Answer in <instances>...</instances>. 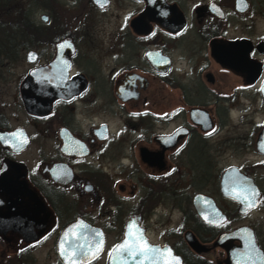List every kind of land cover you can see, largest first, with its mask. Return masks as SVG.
<instances>
[{
  "label": "flooded vegetation",
  "instance_id": "1",
  "mask_svg": "<svg viewBox=\"0 0 264 264\" xmlns=\"http://www.w3.org/2000/svg\"><path fill=\"white\" fill-rule=\"evenodd\" d=\"M6 1L0 264H264V0Z\"/></svg>",
  "mask_w": 264,
  "mask_h": 264
},
{
  "label": "snow or ice",
  "instance_id": "2",
  "mask_svg": "<svg viewBox=\"0 0 264 264\" xmlns=\"http://www.w3.org/2000/svg\"><path fill=\"white\" fill-rule=\"evenodd\" d=\"M114 251L127 253L133 258L137 255H143L145 259L153 260L154 264H161V262L162 264H176L171 258L170 251L150 248L146 241H143L142 236L134 225L130 227L129 238H126ZM72 264H76L75 260H72Z\"/></svg>",
  "mask_w": 264,
  "mask_h": 264
},
{
  "label": "trees",
  "instance_id": "3",
  "mask_svg": "<svg viewBox=\"0 0 264 264\" xmlns=\"http://www.w3.org/2000/svg\"><path fill=\"white\" fill-rule=\"evenodd\" d=\"M8 1L6 0H0V29L5 28V27H15L18 26L17 24L21 22V20L19 21V19L16 17L14 18L13 16L9 15L6 17V15H4L7 12H15L16 10L13 8L14 6V2H8V4H6ZM3 35H1L0 32V45L2 43L1 37Z\"/></svg>",
  "mask_w": 264,
  "mask_h": 264
},
{
  "label": "water",
  "instance_id": "4",
  "mask_svg": "<svg viewBox=\"0 0 264 264\" xmlns=\"http://www.w3.org/2000/svg\"><path fill=\"white\" fill-rule=\"evenodd\" d=\"M125 239H126V238H125ZM125 239H124V240H125ZM124 240H123L119 245H121V244L124 242ZM119 245H117V247H118ZM117 247H116V248H117ZM115 252H116V251H115ZM117 253H122V252H117ZM125 264H128V263H125Z\"/></svg>",
  "mask_w": 264,
  "mask_h": 264
}]
</instances>
